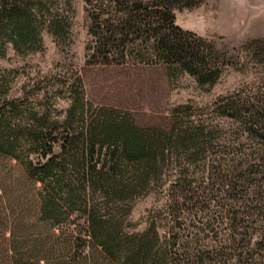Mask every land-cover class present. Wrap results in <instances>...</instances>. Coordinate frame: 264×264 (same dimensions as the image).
<instances>
[{"label": "trees", "instance_id": "16d2710c", "mask_svg": "<svg viewBox=\"0 0 264 264\" xmlns=\"http://www.w3.org/2000/svg\"><path fill=\"white\" fill-rule=\"evenodd\" d=\"M84 1L90 18L87 64L165 65L201 84L219 79L212 41L176 23V10L203 0ZM46 3L1 0L4 41L18 51L37 50L42 25L60 34L64 19L48 9L44 21ZM216 103L239 130L216 157L217 126L200 122L145 127L103 107L81 129L53 135L34 124L20 132L7 123L2 128L7 120L0 117V150L17 161L20 174L17 188L0 187V264H182L173 253V234L184 223L179 214L186 200L192 202L187 211L206 215L187 235L197 244L190 252L195 262L187 264H264V100L222 96ZM46 139L48 148L41 151ZM14 145L38 155L23 158ZM217 161L221 165H214ZM197 162L221 167L223 193L189 189V198L172 192L164 205L172 215L168 230L155 220L143 230L132 228V200L162 185L170 166L181 175L177 183L191 187L187 170ZM87 190H98L105 199L91 198ZM210 233L212 245L203 247L198 242Z\"/></svg>", "mask_w": 264, "mask_h": 264}, {"label": "rangeland", "instance_id": "374dc122", "mask_svg": "<svg viewBox=\"0 0 264 264\" xmlns=\"http://www.w3.org/2000/svg\"><path fill=\"white\" fill-rule=\"evenodd\" d=\"M46 1L43 20L49 9L63 17L64 29L56 35L42 25L37 50L18 51L11 42L4 41L0 31V117L7 120L2 128L10 124L12 131L20 132L34 124L36 129L49 128L53 135L66 133L81 129L84 121L104 107L113 116L129 114L136 124L145 127L169 129L173 124L185 127L193 122L217 126L213 131L217 139H213L219 146L212 150L216 157L217 151L239 134L234 119L222 115L216 102L222 96L264 100V0H203L196 7L176 10L178 25L212 41V52L222 70L213 84H201L194 75L165 65H89L86 47L90 18L85 1ZM40 144L41 151H46L49 141ZM12 150L23 158L38 155L22 151L18 145ZM16 164L0 150V187L7 184L17 188L20 174ZM217 164L221 162L214 163ZM220 168L197 162L187 170L192 181L188 187L184 185L187 181L177 183L181 175L174 166L167 167L162 185H153L132 200V228L143 230L155 220L168 230L167 218L172 215L164 205L172 192L189 198V189L208 196L223 193ZM22 184L27 186L25 181ZM87 192L98 201L105 199L98 190ZM7 194L13 195L10 190ZM191 204L186 200L185 211L179 214L184 223L173 234L177 238L173 253L182 264L189 259L195 262L190 252L197 244L187 235L197 231L194 225H203L200 220L205 215L204 211H187ZM211 234L198 243L211 247Z\"/></svg>", "mask_w": 264, "mask_h": 264}]
</instances>
